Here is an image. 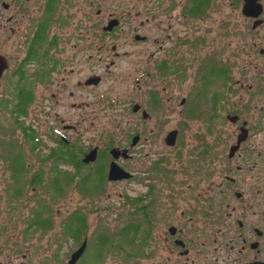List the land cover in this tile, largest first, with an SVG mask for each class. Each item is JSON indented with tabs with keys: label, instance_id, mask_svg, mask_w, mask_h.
I'll return each mask as SVG.
<instances>
[{
	"label": "flooded vegetation",
	"instance_id": "1",
	"mask_svg": "<svg viewBox=\"0 0 264 264\" xmlns=\"http://www.w3.org/2000/svg\"><path fill=\"white\" fill-rule=\"evenodd\" d=\"M106 78H132L131 90L115 101L132 115L127 123L133 129L98 136L83 147L79 130L104 124L98 112L111 107L105 95L119 94L114 88L99 90ZM207 80L211 143L199 137L189 158L180 130H172L159 138L174 152L151 153L146 143H153L155 130L147 127L168 124L166 110L173 103L182 120H195L201 110L196 98ZM18 89L30 96L22 113L14 109ZM186 89L187 96L178 99ZM1 113L13 125L18 117L34 132L35 142H26L21 133L5 138L23 148L16 155L25 172H15L22 181L40 175L42 188L26 185L20 198H11L8 158L15 154L0 145V202L4 198L8 221L0 230H8L18 212L26 237V190H43L39 198L48 201L61 187L60 200L77 191L79 167L81 173L101 175V190L130 182L146 188L133 198L137 211L148 210L145 251L104 250L92 264H109V257L112 264H140L143 258L149 264H264V0H0ZM227 124L232 132L225 130ZM41 125L48 128L44 136ZM90 153L93 160L84 163ZM111 165L131 177L109 181ZM75 211L59 222L62 240L51 264H68L84 240L86 249L75 264H87L82 261L98 233L89 231V223L78 241L66 233ZM80 240L77 249L64 250Z\"/></svg>",
	"mask_w": 264,
	"mask_h": 264
},
{
	"label": "rangeland",
	"instance_id": "2",
	"mask_svg": "<svg viewBox=\"0 0 264 264\" xmlns=\"http://www.w3.org/2000/svg\"><path fill=\"white\" fill-rule=\"evenodd\" d=\"M237 23H242V19L239 17L236 18ZM123 66L130 67V64H122ZM127 72H131L128 69ZM132 78L117 82H112L110 78H106L103 80V85L99 88V90L103 91L106 87L114 88L119 94H111L105 95V101L111 105V107H107L103 113L98 112V114H102L103 119L105 120L104 124H96L87 125L86 128H81L78 132V137L80 139L81 145L85 147L88 143L93 144L98 140V136L101 135H111V136H119L122 132H130L133 127L128 125V121H131L132 115L128 112L127 108L122 105H117L116 99L123 98V92L128 93L131 90L130 82ZM191 79H187L186 85L189 86ZM185 85V86H186ZM178 95V99L185 98L187 96V91ZM204 90V88L202 89ZM211 87L207 92V101L204 103H200L201 110L199 116L191 121H184L183 115L180 114V108L175 106V103L171 105V110L168 112V124L160 127V126H149L147 130L151 127H154L155 133L153 134L154 138L151 139V142H147V147L150 149L151 153L157 152L166 154L168 151L174 152V150L169 149L160 141L159 136L165 135L167 132L172 130H180L179 134L181 135V146L184 152L188 153V157H193L192 147L197 145L199 146V137H204L206 141L211 143V137H208L213 134L212 125H208L207 119L210 115V111L208 107L210 106V97H211ZM190 95V94H189ZM188 95V97H189ZM204 98V96H199V99ZM111 100V101H110ZM203 105V106H202ZM91 110V108H88ZM93 111V110H92ZM161 114V113H160ZM163 118V116H161ZM5 117L3 113L0 115V137L1 131H4V127L6 128L7 136H16L19 135V132L15 130V125H13V121L10 119L5 121ZM110 118L113 121V124L107 123V119ZM103 120V121H104ZM47 125H41L39 130V134L45 135L48 128ZM39 129V127H38ZM225 130L228 132H232L233 128L230 125H225ZM43 133H41V132ZM210 131L211 133H209ZM148 134V131H147ZM203 138V139H204ZM22 139V138H21ZM44 141L51 144L46 139ZM211 145V144H210ZM264 147V142L262 143ZM200 148V147H198ZM159 153V154H160ZM194 160V159H193ZM1 166V164H0ZM0 177L3 178V175L0 174ZM164 182V181H163ZM3 184L0 183V195L2 194ZM146 191L145 185L138 186L133 183H122L121 185H105L102 189L100 195L95 197L91 202L88 201L86 197H83L79 194L75 189L67 191V194L56 201L52 213L53 216V228L47 233L42 232H34L33 235L23 236V228L24 223L21 222L23 215L20 213H12L10 223L7 225L8 230H0V263L1 264H23L25 263L24 256H28V262L32 264L36 263H44L51 264L52 259L50 256L52 253L56 252L57 242L62 240L61 236V227L59 226V222L63 221L64 216L71 214L74 210H81L86 213L89 212L88 223L90 225L89 231H93L98 225H106L107 229L112 233L114 227L121 226L123 223L129 220V212H131V208L127 205H124L126 196L129 198H134L139 194H144ZM121 194L123 197H121ZM27 196V200L24 202L28 203L29 207L33 206L34 203L38 200L39 197H44L43 190H37L32 192L30 189H27L25 192ZM125 196V197H124ZM38 197V198H37ZM49 199L46 197V200ZM28 207V208H29ZM6 208V204L3 198V201L0 202V228L6 224L8 221L6 220L4 209ZM28 208L24 209L22 213H26L28 216ZM58 211V213H57ZM93 211V213H91ZM59 215V216H58ZM96 226V227H95ZM161 229V227H160ZM159 229V230H160ZM26 239V240H25ZM81 240L74 247L67 249H77L80 245ZM83 243V242H82ZM82 245V244H81ZM80 245V246H81ZM79 246V247H80ZM116 251V250H115ZM95 250L89 249L88 256L86 255L85 259L82 261L83 263L92 264L95 261L96 255H94ZM113 252V251H112ZM111 255V254H110ZM108 255V256H110ZM148 256V251H147ZM60 258H64V254L60 255ZM141 259L140 264H149V260ZM106 263L112 264L114 263L112 258H108Z\"/></svg>",
	"mask_w": 264,
	"mask_h": 264
},
{
	"label": "trees",
	"instance_id": "3",
	"mask_svg": "<svg viewBox=\"0 0 264 264\" xmlns=\"http://www.w3.org/2000/svg\"><path fill=\"white\" fill-rule=\"evenodd\" d=\"M207 82V83H206ZM210 82L204 81V90L199 92V96H204V98L199 99L196 98V103H204L207 101V92L206 88L209 87ZM18 102L15 106V110L18 111V113H22V109L25 107L26 103L29 102L30 96L28 93H25L22 91V89H18L16 93ZM211 103V101H210ZM203 106V105H202ZM210 107V106H209ZM208 110L210 111V115L208 116L207 122L208 125H212V110L211 108ZM200 114V111L197 112ZM15 130L21 133L26 140V142L33 141L35 142L34 138V132H31L28 130L27 127L24 126L23 123H20L17 119H15ZM211 122V123H210ZM211 133L210 131H208ZM7 135L6 128L4 127V131H1V137H0V145L5 147L2 150L5 152H12V155L10 158H8L11 161L10 167L12 168V180L14 187L12 189V195L11 198L16 199L20 198L21 191L23 188L27 185L28 187L35 186L36 188H42V182H41V176L35 174L33 178L30 180L22 181L20 177L22 174L16 173V168H19L25 172L24 170V163L21 157L16 155V152H22L23 148L17 146L18 143L14 140H6L4 136ZM34 146H36V143H34ZM34 146L32 149H34ZM59 150H62L60 148ZM20 155V154H18ZM8 157V156H7ZM3 158V157H2ZM4 159V158H3ZM6 159V156H5ZM79 166V164L77 163ZM63 181H66L65 178H63ZM57 183H59L57 181ZM102 183L101 175H97L96 177H93L90 172L81 173L79 167H77V183L76 188L77 192L81 194L83 197H86L89 202H91L95 197L100 195L101 188L100 185ZM52 190V188H51ZM47 192V190L45 189ZM50 192V191H49ZM53 193L51 200L45 201L44 199H38L33 206L29 207L28 203L24 205V208H28V216L29 219L26 220V235L30 236L33 235L34 232H42L45 233L47 231H50L53 227L51 215H52V206L55 205L56 201L58 200V197L63 194V190L61 187L59 189H55L54 191H51ZM137 200L133 198H129L126 196L124 205H128L132 210L129 212V220L123 223L121 226L114 227L113 232L111 233L106 225L102 226L101 224L98 225L95 228V232L98 233V235H93L92 240L89 243V249H94V255L96 257L102 256L101 252L103 253L104 250L107 252L113 251L116 248H120L122 250H125L126 247H137L138 252L142 254L145 251V247L148 242V210L146 207L139 208L137 211ZM133 208H135L133 210ZM93 213V211H91ZM89 212H87V215ZM85 212L81 210H76L74 213H72V217L68 220V222L65 225V231L66 233L73 235L75 240L78 241L81 237V235H84L87 231V223H88V216Z\"/></svg>",
	"mask_w": 264,
	"mask_h": 264
},
{
	"label": "water",
	"instance_id": "4",
	"mask_svg": "<svg viewBox=\"0 0 264 264\" xmlns=\"http://www.w3.org/2000/svg\"><path fill=\"white\" fill-rule=\"evenodd\" d=\"M176 135V131H173L169 134V141L171 143L174 142V138ZM93 157H91V153L89 155H86L83 159L84 163H88L89 161H92ZM131 175L124 172L122 169L117 167L116 165H111L108 173V180L109 181H116L121 179H129ZM86 249V240L83 241L82 245L71 255L70 260L68 261V264H75L79 258L84 253V250Z\"/></svg>",
	"mask_w": 264,
	"mask_h": 264
}]
</instances>
